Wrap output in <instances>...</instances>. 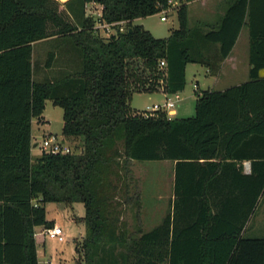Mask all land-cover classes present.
Wrapping results in <instances>:
<instances>
[{
    "label": "trees",
    "instance_id": "1",
    "mask_svg": "<svg viewBox=\"0 0 264 264\" xmlns=\"http://www.w3.org/2000/svg\"><path fill=\"white\" fill-rule=\"evenodd\" d=\"M176 1L0 0V264H39L49 202L84 204L85 264H264V237L248 235L264 197V0H233L217 24L193 27L190 0ZM91 2L126 29L104 38ZM167 9L178 19L167 37L135 23ZM245 24L247 81L196 89L190 117L132 108L135 91L184 90L189 63L218 73ZM38 42L49 44L42 64ZM47 99L63 108L62 135L80 140L74 152L33 156ZM133 160L173 162L170 208L146 231L126 218Z\"/></svg>",
    "mask_w": 264,
    "mask_h": 264
},
{
    "label": "rangeland",
    "instance_id": "2",
    "mask_svg": "<svg viewBox=\"0 0 264 264\" xmlns=\"http://www.w3.org/2000/svg\"><path fill=\"white\" fill-rule=\"evenodd\" d=\"M65 1V0H63ZM178 2V1H177ZM180 1L178 2V4ZM100 7L89 4L87 13L99 10ZM167 12V20H161V12L139 18L136 24H141L158 38L167 37L172 29L178 26L176 13ZM101 35L107 38L103 33ZM49 44L38 42L35 44L34 58L41 64L47 57ZM41 70L35 74V79L41 80L46 77ZM51 75V74H50ZM47 75V76H50ZM212 75H207L205 66L199 63H189L186 69V86L180 92V100L177 102L178 114L170 117H190L195 114L196 94L195 83L199 81L201 89H209ZM225 84L234 85L235 82L244 81L240 75H227ZM234 82V83H232ZM221 87H227L219 85ZM167 95L160 91H135L131 95L130 104L135 111L142 112L154 103L163 104ZM63 108L53 104L47 99L43 113V121L33 120L34 144L41 142L44 135H57L62 137ZM69 144L73 148L81 146L80 140H71ZM75 150V149H74ZM33 156L38 157L41 151L38 145H33ZM248 162H245V170L248 171ZM130 195L133 196V203L129 207L126 218L130 228L137 230L141 227L143 231L149 230L162 220L170 208L173 198V162L170 160L136 161L130 162L129 172ZM48 220H53L61 226L66 239L59 241L43 236V241L38 245L39 264H85L83 252L76 250V241L82 240L86 235V225L78 222L76 216L85 215L83 203H75L73 206L64 202H49L46 205ZM248 235L253 237H264V197L259 201L254 215L249 221Z\"/></svg>",
    "mask_w": 264,
    "mask_h": 264
},
{
    "label": "crops",
    "instance_id": "3",
    "mask_svg": "<svg viewBox=\"0 0 264 264\" xmlns=\"http://www.w3.org/2000/svg\"><path fill=\"white\" fill-rule=\"evenodd\" d=\"M233 0H190L187 2L188 5V23L189 27L195 26L196 23L204 22L208 25H215L217 24L220 17L224 16L229 4ZM209 29V28H207ZM250 29L249 25L245 24L240 32V35L235 43L233 50L231 51L230 55L222 62L221 69L216 74H211L206 68L207 75H212L210 89L214 90H224L229 86L225 84L228 80H224V77L227 75H232L233 78L237 74L240 75L244 81L249 79V72H250ZM261 76L264 77V69L260 72ZM244 81L232 82L234 85L240 84ZM198 85L199 89L201 86L199 81L195 83ZM227 86L221 87L222 89H218L217 86ZM161 93L167 95L162 89L159 90ZM178 114L176 113L174 115ZM36 144V143H35ZM36 146V145H35ZM34 146V147H35ZM33 153V152H32ZM35 157V156H34ZM248 172V171H247ZM55 224H58L55 222ZM43 226H38L36 228V239L37 244L43 241Z\"/></svg>",
    "mask_w": 264,
    "mask_h": 264
},
{
    "label": "built area",
    "instance_id": "4",
    "mask_svg": "<svg viewBox=\"0 0 264 264\" xmlns=\"http://www.w3.org/2000/svg\"><path fill=\"white\" fill-rule=\"evenodd\" d=\"M63 1V0H60ZM170 3L172 6L177 5L176 0H170ZM91 5L98 6L100 7L99 10H95L90 14H93L96 16L97 20L94 25L95 30H97L100 34L103 33L106 37H110L112 34H116L117 31H124L126 29L125 26V21H114V22H109L103 19V6L96 3V2H91L89 3ZM88 4V5H89ZM167 10L161 11V20L166 21L167 20ZM166 66V61L165 59L160 61V67H165ZM195 89H199L198 85L195 84ZM181 96L180 92L172 93V94H167L166 101L163 104H158L154 103L151 106H148L146 110H143V113L145 115H154L158 111H166L168 115H174L176 113V106L177 102H179ZM69 139L66 137L62 136H57V135H44L42 137L41 142H36V145L39 146L41 153L42 152H47V153H71L74 152V149L72 145L69 144ZM43 236L47 235L50 238L58 239L59 241H64L66 239L65 233L62 229L61 226L55 224L52 227L44 228L43 231Z\"/></svg>",
    "mask_w": 264,
    "mask_h": 264
},
{
    "label": "water",
    "instance_id": "5",
    "mask_svg": "<svg viewBox=\"0 0 264 264\" xmlns=\"http://www.w3.org/2000/svg\"><path fill=\"white\" fill-rule=\"evenodd\" d=\"M36 144H34V146H35ZM248 168H249V170H248V172L250 171V162H248Z\"/></svg>",
    "mask_w": 264,
    "mask_h": 264
}]
</instances>
